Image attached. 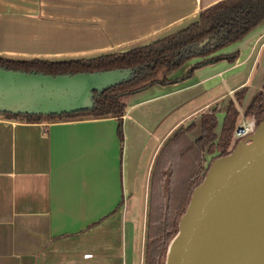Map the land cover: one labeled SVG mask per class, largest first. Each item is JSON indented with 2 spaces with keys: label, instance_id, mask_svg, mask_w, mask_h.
Listing matches in <instances>:
<instances>
[{
  "label": "crops",
  "instance_id": "crops-1",
  "mask_svg": "<svg viewBox=\"0 0 264 264\" xmlns=\"http://www.w3.org/2000/svg\"><path fill=\"white\" fill-rule=\"evenodd\" d=\"M220 1L0 0V56L71 60L124 52L187 27ZM257 46L264 49V21L223 49L240 53L235 62L221 60L131 95L123 142L115 117L0 116V264H145L151 190L161 186L166 198L169 190L167 179L154 182L156 166L171 174L164 163L174 153L179 174L186 141L176 133L192 126L185 137L196 141L202 115L215 107L220 134L226 111L213 107L219 88L228 85L231 94L243 88L249 71L246 80L229 82L247 72ZM195 62L170 78L183 77ZM140 201L142 227L134 211Z\"/></svg>",
  "mask_w": 264,
  "mask_h": 264
},
{
  "label": "trees",
  "instance_id": "trees-1",
  "mask_svg": "<svg viewBox=\"0 0 264 264\" xmlns=\"http://www.w3.org/2000/svg\"><path fill=\"white\" fill-rule=\"evenodd\" d=\"M264 21V0H223L201 11L199 19L187 27L151 43L124 52L105 54L94 58L71 60L29 59L20 60L0 56V67L26 72L38 71L45 74H77L83 72L108 71L114 69H134V75L127 81L97 93L95 106L91 110L63 115H14L0 116L25 122L69 120L79 118L115 117L118 120V136L124 141V120L127 102L131 95L155 84L182 81L193 76L195 70L227 60L235 62L239 52L222 53L223 49L245 38L255 27ZM207 40V42H205ZM191 60L196 62L181 78L171 79L170 75ZM247 87L235 94L225 113L220 134L215 107L202 115V135L196 141L186 136L187 129L181 128L175 135L186 141L183 150L185 165L176 174L174 153L164 163L171 164V174L166 167L154 171L153 180H168V198L161 186L151 190L148 211V229L145 264H166L170 245L179 232V222L186 213L192 194L199 186L209 168L204 166V152L219 150L218 157L225 156L230 150L234 131L237 126ZM246 117L255 120L257 126L264 122V84L248 103ZM172 158V159H171ZM162 159V158H161ZM158 172V173H157ZM164 261V263H161Z\"/></svg>",
  "mask_w": 264,
  "mask_h": 264
},
{
  "label": "water",
  "instance_id": "water-1",
  "mask_svg": "<svg viewBox=\"0 0 264 264\" xmlns=\"http://www.w3.org/2000/svg\"><path fill=\"white\" fill-rule=\"evenodd\" d=\"M207 42V40H205ZM134 69L45 74L0 67V114L63 115L91 110L95 96ZM264 222V122L213 161L179 222L166 264H242Z\"/></svg>",
  "mask_w": 264,
  "mask_h": 264
},
{
  "label": "rangeland",
  "instance_id": "rangeland-1",
  "mask_svg": "<svg viewBox=\"0 0 264 264\" xmlns=\"http://www.w3.org/2000/svg\"><path fill=\"white\" fill-rule=\"evenodd\" d=\"M263 52H264V49L262 50V47L257 46V48L255 49V53L252 55L251 58H249V61L244 65L247 67V69H246L247 72L242 74V75L236 76L233 81L229 82L232 85V83H238L241 80H246L245 78L248 75V71H249V75L251 76V79H248L247 82L245 83V85H243V87L247 86V85L249 86V87H247V93L245 95L246 97H244L245 100L242 103L243 105L241 104V107L240 108L238 107L241 110V113L244 112V110L246 109L245 108L246 105L251 101L253 96L256 94L257 90L258 89L260 90V88L262 87V84H263L262 78L264 76V75L262 76V73H263L262 69H264ZM249 80H250V83H253V84H249V82H248ZM231 85H229V86L231 87ZM221 93H222V96L220 97V99H218L217 103H215L213 107L219 105V110L221 111V114H222L227 110L228 105L234 99L235 94L229 93L228 85H224V84H223V87L219 88L218 94L220 95ZM216 94H217V92H216ZM241 119H242V115L239 116L238 122L241 121ZM235 143H236L235 138L233 136V140H232L231 146L229 148L230 150H232L234 148ZM219 153H220L219 150L216 151V154H212V153H209L207 151L204 152V160H205L204 166H205V168H210L213 161L218 158ZM167 194H168V192H167ZM135 196L137 199L138 196H141V193H137V195H135ZM138 203L139 204L136 206L134 211H136L135 217L137 218L138 226L142 227L143 216H144V207H143V203L141 201ZM146 211H149V209H146ZM161 263H164V261H161Z\"/></svg>",
  "mask_w": 264,
  "mask_h": 264
},
{
  "label": "bare ground",
  "instance_id": "bare-ground-1",
  "mask_svg": "<svg viewBox=\"0 0 264 264\" xmlns=\"http://www.w3.org/2000/svg\"><path fill=\"white\" fill-rule=\"evenodd\" d=\"M249 248V254L245 256L242 264H264V222L255 230L249 243L243 248L240 254Z\"/></svg>",
  "mask_w": 264,
  "mask_h": 264
},
{
  "label": "built area",
  "instance_id": "built-area-1",
  "mask_svg": "<svg viewBox=\"0 0 264 264\" xmlns=\"http://www.w3.org/2000/svg\"><path fill=\"white\" fill-rule=\"evenodd\" d=\"M257 124L254 119L243 116L241 122L236 126L234 131L235 141L245 139L255 133Z\"/></svg>",
  "mask_w": 264,
  "mask_h": 264
},
{
  "label": "flooded vegetation",
  "instance_id": "flooded-vegetation-1",
  "mask_svg": "<svg viewBox=\"0 0 264 264\" xmlns=\"http://www.w3.org/2000/svg\"><path fill=\"white\" fill-rule=\"evenodd\" d=\"M147 229H148V219H147Z\"/></svg>",
  "mask_w": 264,
  "mask_h": 264
}]
</instances>
